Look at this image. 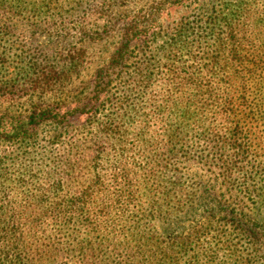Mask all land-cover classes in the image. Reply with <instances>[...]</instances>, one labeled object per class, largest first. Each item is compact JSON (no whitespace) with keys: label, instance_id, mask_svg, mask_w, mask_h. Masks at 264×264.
Instances as JSON below:
<instances>
[{"label":"rangeland","instance_id":"1","mask_svg":"<svg viewBox=\"0 0 264 264\" xmlns=\"http://www.w3.org/2000/svg\"><path fill=\"white\" fill-rule=\"evenodd\" d=\"M160 1L0 0L11 12L0 14V230L11 222L16 232L0 243V264H264L263 195L240 178L226 182L219 164L206 162L223 135L177 128L182 119L163 102L162 73L202 52V64L215 56L225 69L250 63L264 52V0H172L167 15L151 13ZM134 20L145 26L143 40L123 62L119 48ZM134 77L150 78L149 88L132 84ZM102 82L101 99L115 100L122 112L103 106L92 120L77 117ZM45 84L42 92L37 85ZM253 94L264 100V88ZM56 112L65 125L46 120ZM247 121L241 118L251 132L250 162L264 167V119L254 127ZM175 129L182 133L174 136ZM89 138L97 158L81 184L110 190L70 197L59 171ZM183 151L190 160L180 155L165 170L151 161ZM150 166L160 171L148 178ZM186 196L197 198L184 211L199 226L166 214L174 205L168 199Z\"/></svg>","mask_w":264,"mask_h":264},{"label":"trees","instance_id":"2","mask_svg":"<svg viewBox=\"0 0 264 264\" xmlns=\"http://www.w3.org/2000/svg\"><path fill=\"white\" fill-rule=\"evenodd\" d=\"M172 5V0L170 2H163L162 0L159 3L153 2L151 7L156 10L151 13L160 11L161 14L165 13L167 15V11H169V7ZM177 5H181V0L177 1ZM165 6L167 9L164 8ZM0 14L3 16L11 14V12L7 7L2 8L0 6ZM186 23L184 20H179L177 25L183 28ZM211 23H214V19L208 22V24ZM126 27L129 29L123 33V44L118 52V55L121 57L120 60L123 62L134 58V48L137 43L143 40L142 33L144 32L143 29H145V26L139 20L129 22ZM139 29L143 30L140 34L137 33ZM156 31L157 29L153 32L158 34L159 32ZM148 41L149 38H147ZM127 44L129 51L126 50L124 54H121ZM202 54L203 52L189 55L188 59L191 58L190 60L186 59L188 61L184 60V63L172 64L167 72H162L167 75L163 85V94L166 96V99L163 102L166 106L170 107L172 115L177 114L182 119L177 128L188 130L191 125L193 128L206 126L213 131L215 136L223 135V138L219 137L222 139L221 145L223 147L211 149V159H206V162L214 161L217 165L219 164L218 168L220 169L221 176L226 182L233 177L240 178L243 181L242 185L245 189H252V192L257 190L258 195L261 194L264 197V167L250 162V152L253 144L250 139L251 132L250 130H246L247 126H242L241 122V118L247 117V123L254 127L261 123L262 118L264 119V100L258 99V94H253L254 89L261 91L264 88V52L259 51V53H256L252 57V61L247 64L242 65L241 60H239L233 69L221 67L217 56L214 57V60L209 61L208 64H202L200 57ZM120 66H123V64L117 67L118 72H121L123 69ZM145 78L139 80L134 77L131 81L132 84H135L134 82L138 80L139 84L136 83L137 86L144 84V92L149 88V81H151L150 78ZM37 86L43 92L49 85ZM106 88V82H102V84L96 83L93 87V91L95 92L94 101L91 99L85 103L81 107L82 113L77 115V117L84 115L86 120H92L95 117V113L103 106H108L115 112H122V108H118L119 103L115 100L101 99L107 94ZM34 117H32V120ZM46 120H50V124L57 126L65 125L67 122V119L59 115V112H56L53 117ZM181 133L178 129L173 130L174 136ZM89 142L91 144L84 147L80 156L72 153L74 150L71 149V152H68L70 154L67 158L68 167L66 169L61 168L59 171L61 178L67 183L68 194L72 193L70 197H88L91 192H108L110 190V188L103 189L102 184L95 187L96 182H92L85 188L81 184V180L83 179L82 173L86 165L94 162L97 158L95 141L89 138ZM180 155H183L184 161L188 162L190 160L187 151H183L180 154L167 153V159L158 153V158H151V161L157 162V168L162 167L165 170L166 163L171 159L179 158L178 156ZM157 168L151 166L147 168V177L150 178L157 171H160ZM118 180L115 178L113 184H117ZM168 200L169 202L174 201V205L172 207L171 205L169 206L171 208L166 211V214L170 216L174 215V222H189L191 224L195 223L196 226L201 225L199 220L196 219L195 213H190V211L186 213L187 211H184V208L190 210L193 206H196L197 198L186 196L184 198L178 197L177 199L171 198ZM181 208H183V213L186 214L184 218L180 217V214H182ZM204 210V214H212L209 213V209ZM2 216L1 225L5 223L4 218L6 217L5 215ZM240 216L235 211L231 214L236 224L242 223ZM208 221L212 224L216 222L214 219H209ZM10 225L13 227L11 222ZM220 225L224 227L230 224L227 223V220H223ZM11 226L7 228L3 227L0 230L1 244L2 240L14 237L16 232ZM250 230L255 233V236L257 235L254 229L251 228ZM244 231H247V229Z\"/></svg>","mask_w":264,"mask_h":264}]
</instances>
